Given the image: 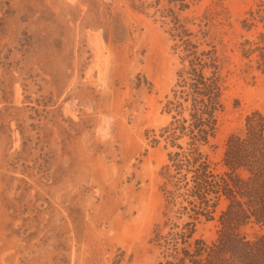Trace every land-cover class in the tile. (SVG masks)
<instances>
[{
    "label": "rangeland",
    "instance_id": "obj_1",
    "mask_svg": "<svg viewBox=\"0 0 264 264\" xmlns=\"http://www.w3.org/2000/svg\"><path fill=\"white\" fill-rule=\"evenodd\" d=\"M196 53L221 65L220 163L264 113V0H0V264L166 262L164 128Z\"/></svg>",
    "mask_w": 264,
    "mask_h": 264
},
{
    "label": "trees",
    "instance_id": "obj_2",
    "mask_svg": "<svg viewBox=\"0 0 264 264\" xmlns=\"http://www.w3.org/2000/svg\"><path fill=\"white\" fill-rule=\"evenodd\" d=\"M203 55L188 59L181 101L169 103L175 112L164 128L173 148L160 173L169 227L164 264H264V113L247 114L228 137L221 162H214L224 81L217 59ZM202 217L220 224L212 243L196 236Z\"/></svg>",
    "mask_w": 264,
    "mask_h": 264
}]
</instances>
